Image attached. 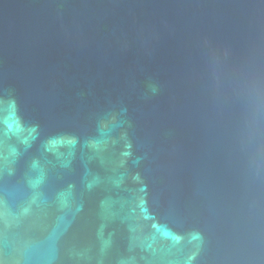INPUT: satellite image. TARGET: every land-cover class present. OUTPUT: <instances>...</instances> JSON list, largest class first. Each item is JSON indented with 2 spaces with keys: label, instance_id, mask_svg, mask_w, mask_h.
<instances>
[{
  "label": "water",
  "instance_id": "1",
  "mask_svg": "<svg viewBox=\"0 0 264 264\" xmlns=\"http://www.w3.org/2000/svg\"><path fill=\"white\" fill-rule=\"evenodd\" d=\"M0 264H264V0H0Z\"/></svg>",
  "mask_w": 264,
  "mask_h": 264
}]
</instances>
